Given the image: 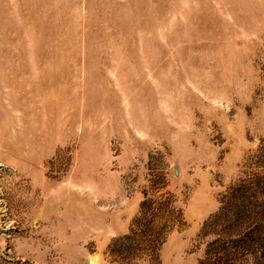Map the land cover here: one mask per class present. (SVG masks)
I'll return each instance as SVG.
<instances>
[{"label":"rangeland","instance_id":"obj_1","mask_svg":"<svg viewBox=\"0 0 264 264\" xmlns=\"http://www.w3.org/2000/svg\"><path fill=\"white\" fill-rule=\"evenodd\" d=\"M0 264H264V0H0Z\"/></svg>","mask_w":264,"mask_h":264}]
</instances>
